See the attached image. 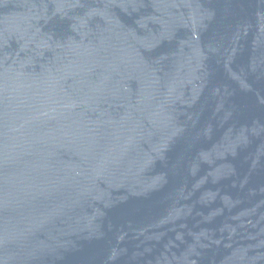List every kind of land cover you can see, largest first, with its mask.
Here are the masks:
<instances>
[{"label": "water", "instance_id": "1", "mask_svg": "<svg viewBox=\"0 0 264 264\" xmlns=\"http://www.w3.org/2000/svg\"><path fill=\"white\" fill-rule=\"evenodd\" d=\"M0 264H264V0H0Z\"/></svg>", "mask_w": 264, "mask_h": 264}]
</instances>
